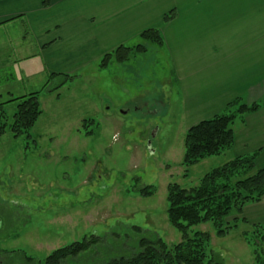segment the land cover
Returning a JSON list of instances; mask_svg holds the SVG:
<instances>
[{
	"label": "rangeland",
	"instance_id": "374dc122",
	"mask_svg": "<svg viewBox=\"0 0 264 264\" xmlns=\"http://www.w3.org/2000/svg\"><path fill=\"white\" fill-rule=\"evenodd\" d=\"M137 44L147 50L123 63L112 60L107 67L101 66L104 54L122 44L69 62L60 58L61 70L55 71L62 75L49 87L61 83L63 74L67 80L56 91L47 87L52 73L17 80L12 71L0 70V87H12L15 95L40 91L42 109L31 138L15 137L10 130L0 136V264H39L53 250L92 234L104 243L85 256L86 263L133 253L140 237L162 238L172 247L182 233L168 219L169 185L194 187L206 173L239 157L233 145L188 168L182 164L186 132L209 115L208 104H192L204 94L183 91L164 43L139 35L126 45ZM59 46L71 47L65 42ZM210 73L197 80L204 89L211 87L205 85ZM6 109L10 123L16 106ZM229 110L231 106L218 114ZM239 123L238 118L234 131ZM262 158L257 154V168ZM146 186L154 187L152 195L140 193ZM240 217L243 212L227 217L232 228L224 236L211 221L193 226L190 233L208 232L209 250L224 264H254L246 238L260 239L256 236L264 231L255 229L257 223L235 221ZM112 236L120 237L114 246L107 244ZM257 246L264 254V241Z\"/></svg>",
	"mask_w": 264,
	"mask_h": 264
},
{
	"label": "crops",
	"instance_id": "0c3cea01",
	"mask_svg": "<svg viewBox=\"0 0 264 264\" xmlns=\"http://www.w3.org/2000/svg\"><path fill=\"white\" fill-rule=\"evenodd\" d=\"M171 10L175 17L164 21ZM153 27L162 31L183 91L204 94L192 102L208 104L210 113L200 121L237 99L260 103L235 127L232 148L239 156L264 157V41L256 39L264 37V0H52L48 6L42 0H0V70L12 71L17 80L57 73L60 58L104 54L108 45H126ZM81 31L87 40L76 39ZM64 42L71 47L61 49ZM206 72L208 89L197 81ZM25 94L0 87V103ZM261 214L264 200L243 210L252 223L262 222Z\"/></svg>",
	"mask_w": 264,
	"mask_h": 264
},
{
	"label": "trees",
	"instance_id": "16d2710c",
	"mask_svg": "<svg viewBox=\"0 0 264 264\" xmlns=\"http://www.w3.org/2000/svg\"><path fill=\"white\" fill-rule=\"evenodd\" d=\"M51 1L42 0V3L48 6ZM174 17L175 11L171 10L165 14L164 21H170ZM140 37L149 42L164 43L161 29L157 27L142 31ZM146 50L144 44L120 45L112 52L104 54L101 66L107 67L112 60L126 62L131 56ZM58 75L62 74L50 75L47 82L50 91L58 90L67 80V74H63L64 80L61 83L49 87L52 79ZM40 94V91H33L0 103V136L10 130L15 137L26 135L31 138V129L42 114ZM11 103L15 104L16 109L9 123L6 108ZM230 106L232 110L202 120L187 130L182 161L184 166L188 168L204 158L220 155L230 149L235 142V120L243 119L246 114L257 111L261 105L247 104L237 99ZM257 154L242 155L230 160L206 173L194 187L184 188L177 183L169 185L168 219L171 225L182 233V240L172 247L162 238L140 237L135 243L136 251L133 253L113 254L104 262L86 263L82 261L85 256L95 248L99 249L104 243L101 236L92 234L53 250L39 264H224L209 250L210 234L203 231L190 233V229L211 221L217 234L224 236L232 228L231 223L226 220L228 216L234 212L241 214L245 205L264 200V166L257 168L255 165ZM153 192V186L140 190L143 196L152 195ZM237 220L247 222L244 217L236 218L235 221ZM254 227L258 231H264V225L261 223L254 224ZM250 238H246V241L253 248L254 264H264V254L257 246L264 241V232L256 236L260 239ZM119 239V236H112L107 244L114 246Z\"/></svg>",
	"mask_w": 264,
	"mask_h": 264
},
{
	"label": "water",
	"instance_id": "95a60500",
	"mask_svg": "<svg viewBox=\"0 0 264 264\" xmlns=\"http://www.w3.org/2000/svg\"><path fill=\"white\" fill-rule=\"evenodd\" d=\"M0 224H1V221H0Z\"/></svg>",
	"mask_w": 264,
	"mask_h": 264
}]
</instances>
